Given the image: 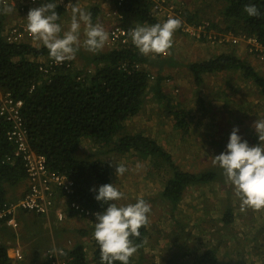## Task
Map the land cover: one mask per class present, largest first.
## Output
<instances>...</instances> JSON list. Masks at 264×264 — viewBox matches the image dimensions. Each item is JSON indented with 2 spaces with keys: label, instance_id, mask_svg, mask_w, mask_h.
<instances>
[{
  "label": "trees",
  "instance_id": "1",
  "mask_svg": "<svg viewBox=\"0 0 264 264\" xmlns=\"http://www.w3.org/2000/svg\"><path fill=\"white\" fill-rule=\"evenodd\" d=\"M249 3L260 9V16L249 17L243 11L244 6ZM111 5L119 16L118 25L122 28L160 23L152 12V0H113ZM221 6L218 11L223 25L214 20V17L204 16L205 13L199 15L198 10L202 12L200 9L192 12L184 10L182 15L188 24L198 23L205 18L209 21L208 28L216 33H244L247 37L255 38L264 47V0H223ZM57 12L61 19L65 10L58 6ZM88 12L92 15L93 23L96 22L102 13L99 1L91 2ZM42 56L49 57L45 46L35 47L28 42L8 43L1 35L0 28V91L10 92L14 99L22 100L20 115L29 147L34 153L44 155L49 170L59 172L72 181L73 191L69 200L90 211H103L106 205L98 202L95 199L96 192L90 189H98L100 185L110 183V160L115 156H124L123 153L149 157L154 163L164 162L169 167L171 175L164 183L163 190L155 196V202L165 206L169 218L188 189L210 184L213 191V182L226 184L223 170L213 165V159L209 167L197 172L179 170L171 156L153 139L140 131L126 129L125 123L129 118L142 114L148 91L154 99H166L161 89L163 76L155 72L154 82H149L148 66H159V61L147 59L134 46L108 48L98 54L80 48L76 60L81 63V68L75 65L76 60L66 61L55 67L54 72L45 78L39 71L41 63L36 60ZM164 63L170 64L163 61ZM185 65L195 87L202 85L205 75L240 72L243 78L250 80L260 94L264 95V76L255 72L244 60L231 54L212 55L207 59L188 61ZM31 87L33 88L29 91ZM166 107L173 125L182 133H187L189 122L185 118L187 113L184 108L173 110V106ZM240 109L250 111V108ZM245 119L241 118V122H237L244 123ZM9 127L10 124L0 116V207L11 200L8 198V191L19 186L26 177L21 158L6 161V157H11L14 150V145L7 138ZM249 135L246 140L250 146L259 143L256 133ZM85 140L90 142V147H94V150L80 153L79 147ZM219 144L217 143L216 154L222 150ZM232 187H229L223 199L225 204L218 219L221 224L219 231L226 230L233 223L234 214L229 199ZM143 199L150 205L154 203L152 199ZM238 202L240 201L237 200ZM207 219L211 223L215 221ZM3 222L2 220L0 227H8ZM140 232V238L133 239L141 247L130 259V264H149L142 262V253L148 245L146 240L155 234L150 233L148 227H142ZM86 233L84 230L80 231V236L83 237ZM178 239L176 236L168 244L177 247L178 243L175 241ZM92 245V253L87 256L82 242H76L68 253V264H100V250L95 239ZM152 248L150 247L151 250ZM7 249L6 245L0 244V264H7L9 261ZM37 260L36 252L29 264H37ZM194 260L198 264L218 263L216 248H206L192 261Z\"/></svg>",
  "mask_w": 264,
  "mask_h": 264
},
{
  "label": "rangeland",
  "instance_id": "2",
  "mask_svg": "<svg viewBox=\"0 0 264 264\" xmlns=\"http://www.w3.org/2000/svg\"><path fill=\"white\" fill-rule=\"evenodd\" d=\"M222 1L166 0V3L174 6L176 8L174 10L178 13H183L184 10L192 12L200 9L202 12L198 10L199 15L205 13L204 16L212 19L214 17V20L223 25L224 22L218 11L222 8ZM86 2L88 3V1ZM86 2L81 1L79 5L85 6ZM109 3L108 6L111 7ZM88 8H90V3L83 9L87 11ZM70 19L71 9L65 11L59 21L62 27L61 35L69 28ZM200 22L209 21L204 18ZM83 29L82 24L81 45L85 39ZM242 34L244 33L234 34L239 39L237 43L232 44L234 48H241L235 45L241 43ZM175 36L173 39H176ZM178 37L180 39L181 36ZM181 39L180 41H182ZM204 43L197 42L198 45L188 47L180 53H178L179 49L175 52L176 47L173 46L169 56L162 59L160 56H156V61H159L158 65H160L148 66V68L154 77L155 72L163 76L162 87L166 91L167 97L161 101L156 100L148 91L142 107V114L129 118L125 123L127 130L143 131L145 136L153 139L171 156L175 166L182 171L197 172L209 167L214 156L226 150L234 126H238V134L242 139H248L250 133H256L252 127L253 122L257 119H264V95L260 94L250 80L243 78L240 72L205 75L202 85L199 88L195 87L185 64L188 61L215 56L214 52L225 46L218 43L216 45V42H213L212 45ZM81 48L86 50L83 46ZM208 48L213 51L210 52ZM192 49L194 55L186 56L185 52L188 53ZM235 50L238 55L244 52L243 49ZM247 54L246 64L251 65L259 75L264 76V59H258L256 51ZM195 55L197 57H194ZM163 61L170 62V64H163ZM180 61L182 62L180 63ZM75 65L81 68V63L78 60ZM168 99L169 101H167ZM166 106L170 108L173 106L171 108L173 110L184 108L187 113L185 118L189 122L187 133H182L173 125L172 117L167 115ZM240 107L250 108V111L245 112ZM241 118H246L244 123L237 122ZM217 143H220L219 146L222 150L216 154ZM90 145L88 140L83 141L79 152L93 151L94 147H90ZM123 154L125 155L118 159L114 157L113 162L125 164L129 171L130 168H133V174L136 175L128 178L127 171L121 176H117L116 173L112 174L113 184H116L117 189L125 194V198L115 203L118 206L127 205L139 197L149 198L154 202L149 214L148 230L155 235L146 240L148 245L142 253V262L149 264H198L197 260L192 261L194 257L206 248L213 246L216 248L218 257L216 264H264V210L254 211L249 208L242 212L240 202L237 203V200H240L235 195L233 187L229 195L230 206L234 214L233 223L224 231L218 230L221 225L218 219L221 217L225 204L223 199L231 184L220 185L213 182V191L210 184L188 189L183 196L184 200L179 205V211H175L173 217L169 218L165 206L155 202L157 201L155 196L163 190L164 183L171 175L169 167L164 162L154 163L153 159L149 157L142 158L130 155V153ZM137 162L142 166L138 170L136 169ZM207 218L215 221L211 223ZM89 231L93 234L94 228ZM27 236L29 237V233ZM176 236L179 238L175 241L178 246L174 247V244H168ZM159 243L162 245H158ZM39 244V242L34 244L35 250L39 248ZM150 247H153L152 250ZM186 252L188 253L185 254Z\"/></svg>",
  "mask_w": 264,
  "mask_h": 264
},
{
  "label": "clouds",
  "instance_id": "3",
  "mask_svg": "<svg viewBox=\"0 0 264 264\" xmlns=\"http://www.w3.org/2000/svg\"><path fill=\"white\" fill-rule=\"evenodd\" d=\"M86 1V6L94 2V0ZM95 1H99V6L102 3V0ZM60 2L61 0H48L38 7L29 9L26 17L27 24H24L27 25V30L32 38L25 37L22 42H28L35 47L45 46L48 49L49 59L57 64L74 60L81 46L93 54L102 51L109 39V33L101 24L93 23L91 13L78 5L79 2L81 3L80 0L74 3L69 0V3L65 5L69 9L63 8L65 11L71 9V19L69 28L61 35L62 27L58 23L61 19L57 12ZM107 8L105 7L103 10ZM13 10V6L7 0H0V14L9 15ZM243 11L249 17L261 15L260 9L253 3L246 4ZM82 24L85 39L81 45ZM181 26L182 21L179 18L169 17L163 23H155L150 26L137 24L134 28L129 29L128 36L140 54L165 58L171 54L174 34ZM49 59L45 61L47 62ZM154 78L150 74V84L154 82V80L151 81ZM162 85L161 82L163 90ZM163 93L167 97L166 91L163 90ZM252 127L255 129L259 143L250 146L248 141L242 139L238 134V126H234L226 150L215 155L212 160L213 165L219 166L223 170L225 183L233 186L234 193L240 200L242 212L249 208L254 211L264 210V119L255 120ZM140 132L143 133V131ZM115 164L117 176L128 171L125 164L116 162ZM141 167L137 162L136 169ZM90 190L96 192L95 199L98 202L106 205L103 211L95 214L96 223L93 233L94 239L99 245L100 264H115V262L130 264V259L141 247L140 244L134 242L133 238H140V229L150 225L151 205L139 197L135 203L118 206L115 202L125 198V194L112 183L103 184L98 189ZM63 255H67L65 250L55 246L47 252V256Z\"/></svg>",
  "mask_w": 264,
  "mask_h": 264
},
{
  "label": "built area",
  "instance_id": "4",
  "mask_svg": "<svg viewBox=\"0 0 264 264\" xmlns=\"http://www.w3.org/2000/svg\"><path fill=\"white\" fill-rule=\"evenodd\" d=\"M77 0H71V3ZM113 0H102V4L107 7L108 3L111 5ZM121 2L122 0H116ZM152 12L157 20L165 22L169 17L179 18L182 21V26L179 31L185 36L202 41L205 43L213 44H227L237 43L239 39L230 32L216 33L208 28L209 22H199L188 24L183 18L181 12L178 13L174 6L166 3V0H152ZM13 6V12L9 15L0 14V28L1 35L8 43L22 42L25 37L32 38L27 30V14L29 9L40 6L48 0H7ZM69 0H61L59 6L66 8L65 5ZM166 3V4H165ZM107 4V5H106ZM177 13V14H176ZM103 18L110 19L112 24L107 29L109 39L106 42L108 48H116L118 46L130 47L134 46L128 36L129 29L122 28L118 25V14L114 11L112 5L103 12ZM114 20V21H113ZM115 22V23H114ZM26 23V24H24ZM131 29V28H130ZM240 40L247 43V50L256 51L258 59H264V48L252 36L242 34ZM40 58V57H39ZM38 61V58H36ZM40 62L39 71L46 76L51 75L53 69L60 64L55 63L52 59ZM139 67L138 64H134ZM48 78V77H47ZM33 87L29 91L32 90ZM21 99H14L10 92L0 91V116L10 124L7 132V138L14 145L13 154L6 157V161L21 158L23 161L26 179L28 181V188L21 198L18 200H9L4 202L0 207V224L3 220L4 224L8 227H17V214L19 212L33 213L35 215H47L53 208L56 199L59 198V210L55 213L57 221H62L67 215H78L90 219L94 224L96 223L95 214L98 211H90L75 201L69 200L72 194V181L65 175L49 170L46 164L44 155L34 153L29 147L27 141L26 129L23 126L22 117L20 115V108L22 107ZM53 247V246H51ZM48 247L45 250V264H68V253L72 250L71 247H57L65 250L67 255L63 256H47ZM9 261L7 264H16L17 261L22 259V253L19 248H13L9 252L7 250Z\"/></svg>",
  "mask_w": 264,
  "mask_h": 264
},
{
  "label": "crops",
  "instance_id": "5",
  "mask_svg": "<svg viewBox=\"0 0 264 264\" xmlns=\"http://www.w3.org/2000/svg\"><path fill=\"white\" fill-rule=\"evenodd\" d=\"M80 1L83 2L86 0H80ZM79 4L81 3L79 2ZM86 5L85 6L79 5V6L85 9ZM104 8L105 6L101 3L100 11L102 10V13L100 14L99 19L96 22H94V24L96 23L101 24L104 27V29L107 31L109 26L112 24V21L110 19L103 18V12L105 11L103 10ZM174 35H176L175 37L177 39V41L176 39H174V44H173V46L176 47L175 52H177V50L179 49L178 53H180V52H183L188 47L198 45L197 40H193L185 36L179 30H177ZM182 35H184L185 37ZM178 36H181L180 39L182 38L181 39L182 41H180ZM240 42H241L240 44L235 45V46H239L241 48H234V46L232 45L233 43L228 42L221 49H217V52H214L215 53L214 55L226 53V54H231L245 61L246 60L245 58H247L248 56L247 53H249L247 50V43H245L244 40H240ZM105 49H108V47L104 46L103 50ZM235 49L237 50L243 49L244 52L238 55L235 53L236 51ZM208 50H210V52L213 51L209 48ZM192 52H193V49L188 53L185 52V54L186 56L194 55ZM146 57L147 59L153 60V61L156 60L157 58L151 54ZM194 57H197V56L195 55ZM46 59H49V57L42 56L38 58V61H45ZM181 62L182 61H180V63ZM113 158L114 157H112V159ZM115 158L118 159L120 158V156H115ZM110 165H111L110 166V183L113 184L112 174L115 173L114 166H116V164L113 162V160H110ZM133 170H134L133 168H130V171L129 170L127 171L128 178H131V176L136 175V174H133L134 173ZM130 173H132V175H130ZM114 186L116 187V184ZM27 188H28V181L25 178L19 186H17L13 190L8 191V198L11 200H18L19 198L22 197V195L27 190ZM154 191L155 190L153 188V192ZM183 200H184V197L177 204L175 211H179V205L180 203H182ZM59 203H60L59 198H57L56 202L53 205L52 210L45 216L35 215L33 213H27V212H19L17 214V219H16L18 223L17 227L15 228L3 227V226L0 227V244L6 245L8 247L7 250H9V252L13 248H19L22 253V256H23L22 259L17 261L16 264H29L34 256V253L36 252L38 253L37 264H45L46 263L45 250L48 247L55 246V247H62V248L63 247L73 248L74 244L78 241H81L82 244L84 245L85 253L87 254V256L91 255L94 235L90 233L89 230L94 228V223L88 218L78 216V215H72V214L67 215L62 221H57L55 217V213L60 209L58 206ZM83 230L84 232H87V233L86 235L82 237L80 236V231H83ZM28 233H29V237L27 236ZM37 242H39L40 244H39V248L35 250L34 244Z\"/></svg>",
  "mask_w": 264,
  "mask_h": 264
}]
</instances>
